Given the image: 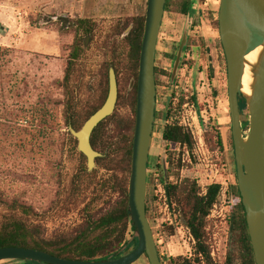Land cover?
<instances>
[{"label":"rangeland","instance_id":"obj_1","mask_svg":"<svg viewBox=\"0 0 264 264\" xmlns=\"http://www.w3.org/2000/svg\"><path fill=\"white\" fill-rule=\"evenodd\" d=\"M146 1L0 0V224L7 216L21 215L9 206L18 200L33 209L28 222L40 226L46 237L74 234L88 216L105 213L118 199L113 177L124 178V138L135 118L130 85L136 79L127 56L126 29L145 15ZM183 2L169 0L157 42V66L171 74L172 53L187 24L188 41L174 82L165 76L160 87L150 153L159 161L171 160L174 174L167 176L172 178L168 182H194L199 195L198 182L205 183L210 171L216 175L214 182L225 184L226 192L218 195L204 220L211 264H224L229 253L237 257L240 244L229 226L236 176L226 65L216 26L219 0H192L189 22L180 10ZM73 42L77 55L70 61ZM68 63V79L63 80ZM109 67L116 70L118 99L113 114L101 122L103 145L95 151L102 156L88 172L68 127L80 130L87 114L101 103ZM167 123H184L194 133L200 128L203 150L197 151V138H191V147L163 141ZM210 123L221 125L222 150L213 144ZM160 186L158 180L151 185L146 199L161 263L196 257L204 262L195 254L180 206L168 200L167 210ZM133 264L149 263L140 258Z\"/></svg>","mask_w":264,"mask_h":264},{"label":"water","instance_id":"obj_2","mask_svg":"<svg viewBox=\"0 0 264 264\" xmlns=\"http://www.w3.org/2000/svg\"><path fill=\"white\" fill-rule=\"evenodd\" d=\"M166 0H147L136 81V111L132 139L131 168L128 180V216L135 229L137 246L128 254L111 260H66L34 249L0 248V262L32 261L39 264H133L145 255L149 264H161L146 215L147 164L155 123L154 66L156 47L164 17ZM188 22L190 12L187 13ZM218 35L226 65L227 103L235 176L244 210L254 264H264V0H219ZM188 41L187 24L172 62L170 82L182 61ZM258 50L254 63L248 64L252 81L250 93L242 89L247 62L245 57ZM130 85V88L132 87ZM118 86L115 71L108 70V92L103 105L75 131L77 151L86 159L91 172L96 152L90 138L94 129L110 117L116 107ZM244 102L245 109L241 108ZM245 128L247 129L244 132Z\"/></svg>","mask_w":264,"mask_h":264},{"label":"trees","instance_id":"obj_3","mask_svg":"<svg viewBox=\"0 0 264 264\" xmlns=\"http://www.w3.org/2000/svg\"><path fill=\"white\" fill-rule=\"evenodd\" d=\"M192 0H184L180 6L185 14ZM144 16L135 19L132 30L125 38L128 45V58L132 67L135 79L137 78V68L139 60V52L141 46V39L144 27ZM86 21H80L84 24ZM216 26L218 23L216 21ZM121 33V32H119ZM221 48L220 41H218ZM75 42L71 45L72 51L69 57H76ZM222 50V48H221ZM223 60L224 56H223ZM70 71V64L68 63L64 71V79H68ZM116 73V70H115ZM166 77H171L170 73H165ZM108 92V71L106 75L105 86L103 89V98L100 104L95 106L87 114V119L95 113L104 103ZM133 113L135 115L136 107V86L133 88ZM193 102L195 101L192 98ZM241 108L245 109L244 102H241ZM69 105L64 104V111L68 110ZM205 126V125H203ZM101 123L94 129L90 144L94 150L97 149L98 144L103 145V138L105 130L101 129ZM230 127V126H229ZM134 120L132 121L129 133L125 136L124 140V159L122 162V170L124 178L114 179V192L118 194V199L114 202L111 208L103 214L98 216H88L85 221V226L81 227L74 234H56L51 237H46L42 228L35 225L33 222H28L27 217L34 215L33 209L14 200L9 204L13 209L20 212V216L10 215L3 219L0 224V248L5 247H19L34 249L46 252L50 255L66 260H79V261H100L111 260L124 256L134 250L137 246V238L135 236V229L129 220L128 216V180L131 168V155H132V139H133ZM210 130L213 133L214 146L222 150L223 138L221 133V125L216 126L210 123ZM162 140L167 143L185 145L191 147V135L183 128L176 125H165L162 134ZM230 143L232 140L230 136ZM171 160H167L168 176L174 174L171 172L173 169L170 165ZM164 183V179L162 180ZM109 183V182H108ZM165 189L169 202H176L183 213L186 226L189 228L190 233L195 240V254L201 256L204 262H201L198 257L194 259L197 264H211L209 250L205 244L204 233V220L209 214L213 205L217 202L220 192L221 182L217 179L211 186L207 188L204 196L199 195V189L194 182L188 180L181 184H174L173 182H166ZM231 191L234 195L235 205L229 217L230 230L237 233L239 236L240 251L237 257L229 253L224 261V264H254L252 248L247 233L245 222L244 210L240 201L237 185L231 186ZM146 215H148V199H146ZM172 233V228H166ZM159 257V254H158ZM141 258L146 257L145 255ZM160 259V257H159ZM173 261V259H171ZM191 259H182L179 264H193ZM1 263V262H0ZM20 264H39L32 261L19 262ZM162 264V263H161Z\"/></svg>","mask_w":264,"mask_h":264},{"label":"flooded vegetation","instance_id":"obj_4","mask_svg":"<svg viewBox=\"0 0 264 264\" xmlns=\"http://www.w3.org/2000/svg\"><path fill=\"white\" fill-rule=\"evenodd\" d=\"M168 4H169V0H166L165 7H164V15L166 13ZM188 12H190V13L193 12L192 8L189 7L188 11L185 14L183 12L182 13L186 16ZM144 17H145V15H144ZM132 27H133V25L129 26L126 29V31H127L126 32L127 33L126 37L128 36L130 31L132 30ZM180 42H181V37H180V40L178 42L177 48L175 49L174 53H172V56H175L176 51H177V49H178V47L180 45ZM73 60H74L73 57H70V61H73ZM157 60H158V58H157V47H156L155 66H154V81H155V90H156V97H155V103H156V105H155V122H156V118H157V115H158V110H157V107L159 106L158 103L160 104V97L162 95V93L160 91V87H161V84H164V82H165L163 79H166L165 75H164V72H166V71L163 70V69H160L157 66ZM112 62H113V57L111 56V66H112ZM137 71H138V68H137ZM136 81H137V78H136L135 82H133L134 87L136 86ZM169 83H170V78H169ZM136 88H137V86H136ZM135 111H136V107H135ZM134 120H135V118H134ZM154 126H155V123H154ZM167 170H168V164H167L166 160L162 159V161H159L157 156H154V155H152L150 153L149 158H148V164H147V192H148V189H150L151 185H152L151 188H153V184L155 182H157V180L160 181L162 183V185L164 186V188H165L164 184H166V182L168 183L169 179L172 180V178L167 177L168 176ZM163 179H164V183L162 182Z\"/></svg>","mask_w":264,"mask_h":264},{"label":"built area","instance_id":"obj_5","mask_svg":"<svg viewBox=\"0 0 264 264\" xmlns=\"http://www.w3.org/2000/svg\"><path fill=\"white\" fill-rule=\"evenodd\" d=\"M167 125H176V126H179V127L183 128L186 132H188V133L191 135V138H192V139L195 140V138H197V140H198V141L196 142V149H197V151L201 152V151L203 150V143H202L201 135H199V134H201V132H202L200 128H199V130L196 129V131H195V133H194L193 131H189V129H187L186 127H184V126H186L184 123H181V124H180V123H176V124H174V123H172V124L167 123ZM190 130H192L191 127H190ZM195 135H197L198 137H196ZM177 145L182 146V145H180V144H177ZM183 146H185V145H183ZM215 177H216V175H214V174L212 173V171H210V173L207 174L206 177H205V180H206L205 183H203V182H198L199 185H200V187H201V190H202V193H201L202 196H204V195L206 194L207 188H208L209 186H211V185L214 183ZM160 187H162L161 190H160V192L162 193V197H163V200H164V205H165V207H166L167 210H168V206H169L168 203H169V202H168V198H167V194H166V189L164 188L163 185L160 186ZM225 192H226L225 184H224V183H221L219 194H220V193L224 194ZM213 206H214V205H213ZM214 207H215V206H214ZM186 229H187V230L189 231V233H190L189 228L186 227ZM190 235H191V233H190ZM191 237H192V235H191ZM192 238H193V237H192Z\"/></svg>","mask_w":264,"mask_h":264},{"label":"bare ground","instance_id":"obj_6","mask_svg":"<svg viewBox=\"0 0 264 264\" xmlns=\"http://www.w3.org/2000/svg\"><path fill=\"white\" fill-rule=\"evenodd\" d=\"M257 54H258V50H255L245 57L247 65L245 67V72H244V76L242 79V87H243L242 91L245 94L250 93V83L252 81L251 72H250L248 64H252L255 62V60L257 58Z\"/></svg>","mask_w":264,"mask_h":264},{"label":"crops","instance_id":"obj_7","mask_svg":"<svg viewBox=\"0 0 264 264\" xmlns=\"http://www.w3.org/2000/svg\"><path fill=\"white\" fill-rule=\"evenodd\" d=\"M221 130H222V128H221Z\"/></svg>","mask_w":264,"mask_h":264}]
</instances>
